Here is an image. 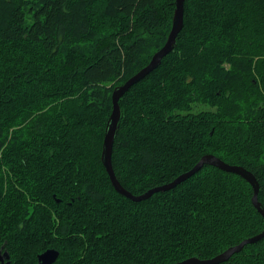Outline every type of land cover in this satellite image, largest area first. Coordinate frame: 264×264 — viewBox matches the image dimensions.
Returning <instances> with one entry per match:
<instances>
[{
	"label": "trees",
	"instance_id": "obj_1",
	"mask_svg": "<svg viewBox=\"0 0 264 264\" xmlns=\"http://www.w3.org/2000/svg\"><path fill=\"white\" fill-rule=\"evenodd\" d=\"M175 0H0V247L10 264H175L264 230L250 185L205 165L133 202L101 163L111 93L165 43ZM133 195L204 155L249 171L264 208V0H185L160 65L118 101ZM220 264H264V238Z\"/></svg>",
	"mask_w": 264,
	"mask_h": 264
},
{
	"label": "water",
	"instance_id": "obj_2",
	"mask_svg": "<svg viewBox=\"0 0 264 264\" xmlns=\"http://www.w3.org/2000/svg\"><path fill=\"white\" fill-rule=\"evenodd\" d=\"M184 1L185 0H175L174 1L172 25H171L170 32L167 36V39L164 45L152 55L150 61L148 62L146 66H144L141 70H139L132 77L127 79L122 85L115 86L114 89L112 90V93H111L112 108H111V112H110V115L107 119L106 126H105V133L103 137L102 150H101V155H100L101 163L110 179V182L114 190L118 194L126 197L127 199L133 202L143 201V200L149 199L155 193L164 192V191L175 188L177 185L184 182L188 178L192 177L197 172H199L202 169V167L205 165L218 168L221 171L238 175L250 185V187L252 188V192H253V195L251 197L252 205L255 207L258 213L264 218V208L261 207V204L258 201L259 184L254 178V176L249 171L244 169L243 167L227 164L223 162L222 160H220L219 158L213 155H210V154L202 156L192 169L179 175L170 183L151 188L141 195H133L129 191L125 190L120 185V183L118 182L114 174V170L112 166V150H113L114 139H115V135L118 129V123H119L120 114H121L118 101L128 91V89L132 85L139 82L145 76H147L150 72L156 69L160 65L161 60L167 54H169L175 47L176 36L178 35V33L181 31L183 27ZM262 238H264V230L261 233L253 237L244 239L239 244L228 248L224 252L210 259H199L197 257H191V258L185 259L175 264H220L222 262L227 261L233 254L239 253L243 249L244 246L258 242ZM2 257H5L6 259L8 258L6 252H4ZM2 257L0 256V260H2ZM57 257H58L57 251L53 249H48L38 255L37 264H52L57 259Z\"/></svg>",
	"mask_w": 264,
	"mask_h": 264
},
{
	"label": "flooded vegetation",
	"instance_id": "obj_3",
	"mask_svg": "<svg viewBox=\"0 0 264 264\" xmlns=\"http://www.w3.org/2000/svg\"><path fill=\"white\" fill-rule=\"evenodd\" d=\"M4 252H6V251L3 250L2 247H0V256H1V257L3 256ZM6 254H7L8 258L6 259L5 257H2V260H0V264H10V263H11L9 254H8L7 252H6ZM55 261H56V260H55ZM55 261H54V262H55ZM54 262H53V263H54ZM37 263H38V255H37V261H36L35 264H37ZM53 263H52V264H53Z\"/></svg>",
	"mask_w": 264,
	"mask_h": 264
}]
</instances>
